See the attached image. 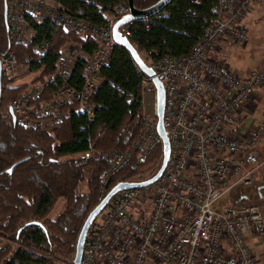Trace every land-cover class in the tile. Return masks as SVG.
<instances>
[{
    "label": "built area",
    "instance_id": "2783aa9c",
    "mask_svg": "<svg viewBox=\"0 0 264 264\" xmlns=\"http://www.w3.org/2000/svg\"><path fill=\"white\" fill-rule=\"evenodd\" d=\"M202 1L192 3L199 6ZM6 2L12 50L0 60L2 76L44 73L11 104L16 124L33 130L50 128L65 121L73 104L89 122L94 121L90 96L119 46L113 27L130 16L128 0L113 7L106 26H92L52 0ZM256 6L264 18V0H216L215 19L188 54L164 56L148 64L166 91L168 165L153 185L121 191L110 200L89 229L81 264H258L248 240L257 238L264 245V201L243 206H221L220 202L236 187L251 186L263 165L258 144L264 124L255 126L247 139L227 127L255 101L264 86V70L236 73L212 57L228 43L245 46L250 42L243 20ZM136 21L121 28L127 38ZM54 29L80 41L91 37L96 44L93 53L85 51L84 42L55 51ZM14 48L30 53L17 54ZM56 52L58 59L46 73L44 59ZM78 64L83 67L81 86L73 81ZM146 91L156 98L149 76L142 84V92ZM142 121L144 127L127 151L97 152L88 139L87 153L67 157L77 166L99 159L108 162L100 179V202L119 173L144 164L163 145L157 120L143 117Z\"/></svg>",
    "mask_w": 264,
    "mask_h": 264
},
{
    "label": "trees",
    "instance_id": "16d2710c",
    "mask_svg": "<svg viewBox=\"0 0 264 264\" xmlns=\"http://www.w3.org/2000/svg\"><path fill=\"white\" fill-rule=\"evenodd\" d=\"M52 1L92 26H106L114 14L113 7L127 0ZM158 1L134 0V4L138 10H144ZM215 3L216 0H203L196 6L192 0H174L161 13L137 20L131 28L129 40L147 64L164 56L180 58L191 51L205 28L215 19ZM5 5L6 0H0V59L12 50L8 44ZM54 31L55 51L68 41H79L84 42L87 53H93L96 44L91 37L80 41L72 34ZM15 52L19 54L18 49ZM57 59V52L44 59L46 73L52 71ZM82 69L81 64L74 69L76 86H81ZM145 78L131 54L118 46L108 65L101 70L100 84L90 96L95 107L94 121L89 122L73 104L68 107L69 116L63 123L33 130L14 126L10 107L22 88L8 87L3 77L0 102V264H51L47 258L51 254L62 258L73 254L86 219L100 203V179L109 164L97 160L86 166H77L73 160L64 158L87 153L88 139L97 152L130 149L144 127L142 84ZM160 159H163L161 145L144 164L119 173L112 180L109 191L119 182H134L137 173L147 171ZM13 166L15 168L10 172ZM83 182L87 184L88 193L80 192ZM60 200L65 201L64 212L51 218ZM32 221L42 222L47 233L37 226L24 227ZM2 239L16 243L17 247L6 246Z\"/></svg>",
    "mask_w": 264,
    "mask_h": 264
},
{
    "label": "rangeland",
    "instance_id": "374dc122",
    "mask_svg": "<svg viewBox=\"0 0 264 264\" xmlns=\"http://www.w3.org/2000/svg\"><path fill=\"white\" fill-rule=\"evenodd\" d=\"M243 21L244 25L247 26V30L249 32L250 42L245 46H239L237 44L228 43L226 45H223L218 52L213 53L212 57H214L217 61L223 62L224 64H228L231 69L236 73H246L252 70L260 69L264 70V18L261 8L259 6L253 7V9L248 12ZM77 42L79 41H68L63 44L59 50L65 48L68 44ZM15 49L18 48H14V50ZM19 51L24 52V54L30 53V50ZM22 57L23 54L20 56V59ZM43 75L44 73L31 74L30 72L20 71L12 78H5V80H7L8 82V87L22 88V94L24 90H27V87H25L26 85L36 79H40ZM21 94L16 99H18ZM49 95L50 94L48 92V96ZM143 104L144 117L148 118L153 122H156L157 116H155V94L153 92L148 91L144 92ZM261 123L264 124V86L258 90L257 95L255 97V101L249 104L247 108L244 109L243 112L235 118L233 124L230 125V131L234 134L241 135L242 137H245V135L248 137L249 134L252 132L253 128ZM258 150L259 158L261 159L263 165L260 169L255 172L253 184L251 186L240 185L233 189L221 200V206L225 204L243 206L251 203H262L264 201V131L262 133L261 140L258 144ZM67 159V157L64 158V160ZM99 160L105 161L104 159ZM162 160L163 159L157 161V163L147 171L137 173L133 181H143L145 179L151 178L153 174H156L160 169ZM80 192L88 193L86 182L81 183ZM64 209L65 201L60 200L57 203L55 209L53 210L51 218H57L59 215H61V213L64 212ZM2 240H4L6 246L11 245L14 249L17 247V244L14 242H10L6 239ZM75 250L76 249H74L73 254L69 258L58 257V255L56 254H51L47 256V258L48 260H51V264H73L76 253Z\"/></svg>",
    "mask_w": 264,
    "mask_h": 264
},
{
    "label": "water",
    "instance_id": "95a60500",
    "mask_svg": "<svg viewBox=\"0 0 264 264\" xmlns=\"http://www.w3.org/2000/svg\"><path fill=\"white\" fill-rule=\"evenodd\" d=\"M174 0H159L156 4L152 5L149 8H146L144 10H138L135 7L134 0H128V5L130 9V16L125 18V19H120L118 20L114 27H113V37L117 44L125 48L132 56L134 62L138 66V68L144 73L146 76L152 77L153 78V83L156 88V115H157V131L160 137L163 140V160L160 169L158 172L152 176L149 179L143 180V181H134V182H119L116 184L105 196V198L99 203V205L89 214L88 218L86 219L82 230L79 234L77 245H76V253H75V258H74V264H81L82 256H83V251H84V246L85 242L87 239V235L89 232V229L93 222L96 220V218L101 214V212L105 209V207L108 205L110 200L119 192L124 191V190H129V189H134V188H145L153 185L156 183L159 178L163 175L167 165L168 161L170 158L171 154V146H170V141L168 139V136L166 134V130L164 127V112H165V101H166V91L164 88L163 83L161 82L160 79L156 77V73L153 70L152 67L148 66V64L142 59V57L139 55L138 51L134 47V45L131 43L129 38L124 36L122 32L120 31L123 26L128 24L129 22L133 20H146L149 19L159 13H161L169 4H171ZM4 18H5V23L6 27L8 30V24H7V18H8V5L6 2L5 5V12H4ZM2 72H1V63H0V102H1V95H2ZM10 115L13 120L14 126H16V118L13 112V109L10 107ZM15 166H13L10 169V172H13ZM28 226H37L42 228L46 233L47 230L45 229L44 225L42 222L39 221H32L27 224H25L24 227ZM23 228H21L18 231V237L20 233L22 232Z\"/></svg>",
    "mask_w": 264,
    "mask_h": 264
},
{
    "label": "crops",
    "instance_id": "0c3cea01",
    "mask_svg": "<svg viewBox=\"0 0 264 264\" xmlns=\"http://www.w3.org/2000/svg\"><path fill=\"white\" fill-rule=\"evenodd\" d=\"M243 24H244V21H243ZM232 124L233 123H231L230 125H232ZM230 125H228L227 129L231 128ZM246 137L247 136L245 135L244 138L247 139ZM248 243L250 245V248L252 249L253 255L255 256L256 260L258 261V264H264V245L261 242H259V240L257 238L249 239Z\"/></svg>",
    "mask_w": 264,
    "mask_h": 264
},
{
    "label": "flooded vegetation",
    "instance_id": "af4514ba",
    "mask_svg": "<svg viewBox=\"0 0 264 264\" xmlns=\"http://www.w3.org/2000/svg\"><path fill=\"white\" fill-rule=\"evenodd\" d=\"M2 58V57H1ZM1 60V59H0Z\"/></svg>",
    "mask_w": 264,
    "mask_h": 264
}]
</instances>
